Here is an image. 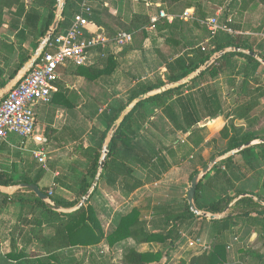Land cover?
Masks as SVG:
<instances>
[{"label":"trees","instance_id":"trees-1","mask_svg":"<svg viewBox=\"0 0 264 264\" xmlns=\"http://www.w3.org/2000/svg\"><path fill=\"white\" fill-rule=\"evenodd\" d=\"M161 1L167 3V6L170 7L169 11L172 13H176L179 3H182L179 8L181 11L194 9L196 20L192 24L196 28H200L199 22L205 20L206 15L201 0L195 3L188 0ZM256 1L264 6V0H232L230 6L237 9L241 14L247 10L251 3ZM19 3L20 0H0V22L4 9ZM79 4L80 0H65L63 16L55 35L69 27L72 16L80 10ZM55 6L56 0H52L48 5V15L43 20L36 9H31L26 14L25 23L34 32H39V38L43 37L51 25ZM99 15H101L99 12L92 11L90 15L86 16V19L88 22L102 26L98 20ZM40 22L42 23L41 27ZM148 24L149 19L146 16L138 15L131 18L128 24H121L120 28L127 32L141 29V34L145 37L143 28L147 27ZM162 25L163 28H167L166 22ZM232 26V23L228 25L232 31H235ZM156 28L160 30L161 25ZM254 46V41L248 42V39L242 35H231L220 31L213 37H209L205 46L198 47L193 52L187 65L183 60H178L172 64L166 62V71L162 78H157L155 83L136 84L129 91L125 102L116 101L113 105L108 106L98 117L99 125H97L95 138L97 147L85 150L84 162L72 163L67 168V175L71 178V185L68 186V190L74 193L75 199L65 201L55 197L52 191V195L49 197L54 201V204L63 208H71L85 195L96 173L101 143L119 113L133 99L165 84L180 80L205 63L213 53L226 47L252 51L264 60V54L257 51ZM29 58L28 54L22 56L18 68H21ZM105 61H109L108 58ZM259 67L260 65L256 60L245 54L229 53L218 59L188 85L167 91L137 104L125 117L109 144L107 160L98 185L102 181L110 186L117 185L122 196L127 198L142 187L145 182L150 184L158 181L170 168L171 164L163 154L164 150L170 158L176 160V152L171 147L164 149L162 143L145 128L146 124H150L145 111L147 104L161 107L164 116L175 130L184 134L191 131L194 141L191 144L193 148H197L202 144V137L199 138L198 132L192 128L204 119L213 120L223 113L224 103L221 89L215 82L220 77H224L227 78V85L232 89L230 94H235L244 99L230 108L226 117L250 122L249 113L257 104V99L250 96L254 84H258L255 74ZM238 78H241L240 83H237ZM196 82H201L203 86L191 91ZM3 86L4 84L1 83L0 87ZM184 91L189 92L183 96ZM174 96L175 99L171 102ZM248 97L250 98L246 100L245 98ZM167 102L169 104H165ZM232 129L234 127L231 124L222 129L220 137L228 141L225 147L214 151L207 160L199 158L193 167L189 180L215 157L224 155L255 139L264 140V133H254L250 130L240 135L235 132L234 135L230 136ZM211 143L215 144L216 141L213 140ZM259 148L264 150V145L259 146ZM192 152V149L183 152L179 162L184 161ZM239 155L249 157L248 160L250 161L251 149H246ZM233 158L231 157L216 165L201 180L194 196V203L198 210L210 214H223L238 196L244 193L253 195L247 189L235 187L233 182L238 181L235 172L239 168L234 165ZM174 164L179 163L175 161ZM222 167L225 171H222ZM136 171L144 172L146 175L145 182L135 176ZM42 173V171H38L36 177L25 173L18 181L12 180L11 176L6 173H0V186L9 187L18 184L38 186V180ZM55 182L58 183L60 180L56 178ZM98 185L88 202L80 210L68 215L51 211L31 193L17 192L13 196L0 194V211L13 206L19 207L18 221L9 237L8 252L4 254L0 252V264H63L61 258L62 252L65 250L95 247L101 242H106L112 249H120L125 247L127 240H132L137 246L151 245L152 250L139 252L136 249H130L121 256V264H166L165 262L162 263V259L176 248L178 229L193 221H200L211 226L210 249L206 252L194 253L189 258L180 260L177 264H226L225 242L222 243L221 240L235 228H238L235 231L236 234H239L246 227L252 228L264 241V207L259 205V202L264 203V197L258 196L259 202H255L250 197L242 198L234 204V210L231 213H228L221 220L214 221L202 219L192 214L185 198L172 205L153 207L149 219L142 217L139 208H132L125 215L119 216L105 230L91 205L92 198L98 191ZM40 190L48 195V188H40ZM203 190L212 193L214 198L203 200ZM16 231H19L17 237ZM195 238L197 237L193 236V239ZM237 251L240 252V249L238 248ZM245 256H248L250 262L253 261L254 264H264V255L248 250Z\"/></svg>","mask_w":264,"mask_h":264},{"label":"crops","instance_id":"crops-1","mask_svg":"<svg viewBox=\"0 0 264 264\" xmlns=\"http://www.w3.org/2000/svg\"><path fill=\"white\" fill-rule=\"evenodd\" d=\"M51 1L52 0H20V3L18 5L12 4L10 7L8 8L6 7L4 9L0 22V71H1L0 84L2 83L5 85L16 75V73L21 69L18 68V65L20 60L22 59V56L28 54L31 57L34 50L36 49L35 47L36 44L38 45L39 41L41 40V38H39L38 36L39 32L38 33L34 32L32 28L25 23L26 14L31 9H36L40 13L43 20L48 15V5L51 3ZM90 4L91 6L93 4L92 8ZM88 5L91 8V12L96 11L101 14L99 15L100 17L98 18V20L102 24V26H98V24L94 22H90V25L88 26V30L90 32L102 33L105 36L111 38L119 32H127L121 30L120 28L121 24H128L129 20L134 16L143 15L149 19L148 26L143 28L145 32V37L142 36L141 29L134 32H127L132 34L131 44L123 48H118L117 46L111 45L104 50V57H101L100 56L101 54L98 53L92 54L89 58V61L84 66L75 67L73 65H66L60 67L57 70V79L54 84V90L51 93V101L48 104L37 105L35 106L34 109L36 115V129L34 136L40 138L41 141L39 142V144L37 145L36 142L25 141L12 136L9 137L5 143L0 145V173H4V174L6 173L10 175L12 180L14 181H18L23 175H25V173H27V175H30L32 177H36L37 172L42 171L43 173L38 180V186L40 188H46V187H42L40 183L44 181L43 177L45 175V171H48L47 162L51 161V157L48 158L47 155L53 154L54 158H61L64 155L63 151L68 150V148L71 147L72 145H75V143L81 141H83V143H87L89 141L88 143L91 144L88 145L87 147L83 148L79 146L77 148L78 152H80L79 157H77L75 154L72 155L70 163L84 162L85 150L88 148L95 149L97 147L95 138H96V129H98L97 125H99L98 117L108 107V106L106 107L105 105L106 108L105 107L99 108V102L101 101V99L103 98L105 99V95H106V88L100 85L99 79L103 78L111 86L114 85V83L116 82V80L114 81L115 77L121 75L120 73L121 69L123 70L125 69V67L124 68L122 67L123 64H127L128 66H131V64H133L132 62L133 60L135 59L141 60L140 56L144 54L143 51H145L146 44L150 39L149 34H155V36L159 40L163 41V39H165V41H167L168 43H171L174 46H176L177 44L179 45V42L173 41L169 36L172 33L178 35L181 30V27L187 26L196 31L200 29L203 30L206 29V28L204 29L203 21L199 22L200 28H196L195 26H193L192 22L196 20L194 9L192 8L185 9L190 11L191 19L188 21H184L181 20L180 17L182 16L185 10L181 11V13H172L169 11L170 7L167 6V3H162L161 0H157L156 3H154V1L151 0H88ZM150 5H154L156 9L154 14L148 11ZM160 11L165 12L168 16L172 17L173 20L171 22H168L165 19H158L155 23L152 24L151 20L157 17ZM215 16L219 17V13H217ZM206 19L207 18L205 17V20ZM224 19H226V17H224L222 21ZM164 22L167 23V28H163L164 26L162 24ZM41 25L42 23L40 22V27ZM158 25L159 26L161 25L160 30L156 28ZM234 32L235 34H238L236 31ZM176 35L174 36L175 39H176ZM238 35L241 34L239 33ZM209 37L210 35L208 33V37L204 38L202 42L194 48L193 51L190 50L188 53H186V51L183 49L180 52L177 51L174 52V54H170L168 48L161 49L160 52L162 55L166 56L165 54H167V56L172 55V57L169 59H167V56L163 57L164 61L163 63L161 62L162 64L160 67H158V71L154 73H149L146 76L141 77L137 80H133L132 81L133 85L131 88H133L138 83L142 84L143 81L145 80L149 81V83H155L157 78H162L166 71V67H165L166 62L168 64H172L178 60H183L187 65L190 62L189 59L190 56L193 55V52L198 47L205 46V44L209 40ZM161 47H163V45H161ZM160 56L161 55H159L158 57ZM107 58L109 61H105ZM138 66L139 67L142 66L144 69L148 68V65L146 63ZM135 67L136 65L134 67H129V68L130 70L131 69L134 70ZM263 70L264 69L261 66L257 69L255 77L258 79V84L256 85L254 84V88L250 96L254 99H257V104L249 113L250 116L249 121L251 123L238 118L226 117L227 111L230 108L234 107L236 103H238L240 100H244V99L242 97L239 98L235 94L232 93L230 94V91L232 89L227 85V78L220 77L218 80H216L215 83L221 89L222 101L224 103L223 105L224 110L220 116L214 118L213 120L204 119L192 128L193 130L198 132L199 138L202 137V142H201L202 144L199 145L197 148H193V145L191 144L194 143L192 139L193 135L191 131H188L187 133L184 134L180 131L175 130L173 126L170 124V122L164 116L162 108L154 107V114L149 117L150 124H146L145 128L148 129V127H150L151 129V126L154 125L153 121H151L152 117L154 119L161 118L160 120L162 123H164V125L170 126L171 129L174 132H176L177 135H180L179 136L180 143L185 144V147L178 149V151H176V149L171 147L176 152V160L165 156L170 164L171 162L169 161V159L173 160V164H171L170 168L161 176V178L158 181L154 183L147 184V182H145L144 179H141L142 181L145 182V184L139 189H137L135 192L130 194V196L127 198L122 196L117 185L110 186L103 181L99 183L98 191L93 196L91 201L93 203V204L91 203V205L94 207L97 216L99 214V210L101 207L98 204L100 203L101 194H103L102 191H104V190H101V192L99 191L102 183H104L105 187H107V189H109L112 193H115L118 196L120 195L122 199H126L124 200V202L126 203L129 200L134 199V196H136L137 193L141 192V190H146L144 191V193H147V189H146L147 185L155 184V186H157L160 184L159 186L161 189L158 190L160 196L159 200L166 201L171 198L170 196L171 194H169V192L173 188L178 189L180 193L183 192L182 187L184 186L183 184L185 180H187L186 172L183 171V162H185V160L190 158L191 160L194 159L196 153L202 150L206 143H211L213 140L216 141V143H219L218 140L215 139L216 135L222 141L221 143L228 142L226 139H222L220 137V132L226 125L231 124L234 127V129L230 131V136L234 135L235 132L240 135L249 130L254 133H259V134L264 133V71ZM123 72H128V71L125 70ZM109 79L111 80L108 81ZM123 80H124L123 76L120 77V81ZM240 81L241 78H238L237 83H240ZM196 84L197 85L199 84L198 87L194 89L192 88L191 91L197 90L203 86L201 82H196L194 85ZM1 88L2 87H0V89ZM188 92L189 91H184L183 96L186 95ZM118 97L119 95H116L115 97L113 96L112 99ZM250 97L245 99L247 100ZM174 99L175 96L171 99V102H173ZM116 101H121V100L118 99ZM165 104H169V103L167 102ZM88 135H92V138H89ZM27 144L29 145L31 144V146L36 147V151L40 148L43 149V152L46 155V163L44 165L39 163L35 159V157H31V155H29L30 153L27 152V146H28ZM73 149L72 152L74 151ZM189 149L193 150L190 156L187 157L184 161L179 162V158L182 156V153L187 152ZM250 149H251L250 161L248 160L249 157H241L239 154L233 156L234 157L233 163L239 168L238 171L235 172L236 174L235 177H238V181L237 182L235 181L233 183L235 187H237L238 183H240L242 179L245 181V183L246 180H249L250 189L248 191L250 193H253V195H249V194L246 195L252 198L255 202H259L257 197L258 196L264 197V150L259 148V146H254L251 147ZM3 153H11V155L12 153H16L18 157V159L14 158L9 161L8 169L1 167L3 165L2 164L3 158L1 156ZM24 153H27L26 154L27 158H24L25 157ZM73 158H76L75 159L76 161H72ZM175 161L176 163L179 164H174ZM18 166H19V171H21L20 173H18L17 171ZM186 170L188 171V174L191 176L192 170H188V169ZM222 171H225L224 167H222ZM58 175H59L58 172L53 174L54 176L53 182H55V179L57 178ZM137 178L140 179V177ZM55 184L57 183L55 182ZM184 192L186 193L187 191L185 190ZM21 193L24 192L21 191ZM185 196L182 199H184ZM211 197L213 196L211 195ZM203 198L205 197L203 196ZM182 199L178 198L177 201L174 202L173 204L181 201ZM260 203L262 202H259V205L263 206ZM158 205H172V204L162 203V204H157L156 206ZM133 208L140 209V207L136 205L133 206ZM233 210H234V204L227 211L224 212L223 218L228 213H231ZM237 229L238 228H235L232 231L235 233ZM232 235H234L233 240L235 241L236 237L239 234L235 233ZM258 238L259 240L257 242L256 248L257 247L259 248V252L257 254L264 255V241L259 235ZM248 243L251 246V242ZM142 246L145 248L144 251H139V250L137 251L146 252L147 246L149 245H139L137 247H142ZM151 248L149 250H152ZM249 250L251 252H254L252 247L251 248L249 247ZM226 262H227L226 264L236 263V262L232 263L227 260ZM238 263L244 264L241 262Z\"/></svg>","mask_w":264,"mask_h":264},{"label":"rangeland","instance_id":"rangeland-1","mask_svg":"<svg viewBox=\"0 0 264 264\" xmlns=\"http://www.w3.org/2000/svg\"><path fill=\"white\" fill-rule=\"evenodd\" d=\"M156 3L157 0H151ZM187 1V0H185ZM192 3L197 2L198 0H188ZM232 0H201L203 5V10L205 12L206 18H213L217 13H219V17L216 18L219 23H221L222 19L224 17L230 18L232 20V27L233 29L239 34H241L243 37L248 39V42H255L254 48L259 51L261 54H264V6L260 5L259 3L253 2L251 3L246 11H243L241 14H239L237 9H233L230 6ZM182 3L178 4V8L176 9V13H181V10H179ZM91 6V4H90ZM93 6V4H92ZM91 6V8H92ZM150 13H155V7L154 5H150L148 8ZM205 28V27H204ZM175 33H172L169 37L173 41H178L179 45L177 44L174 46L171 43H168L165 41V39L159 40L155 34H149L150 39L148 40L146 44L145 51H143V55L140 56L141 60H133V64L131 66H128L127 64H123L122 67L125 69H121L120 73L121 75H118L115 77L114 85H110L107 83L103 78L99 79L100 85L102 87L106 88V95L105 99H101L99 102V108H103L110 105H113L116 100L120 99L122 102H125L127 100L129 91L132 89V81L137 80L141 77L146 76L149 73H154L158 71V67L161 66L163 63V57L166 56L162 55L160 50L168 48L170 51V54H174V52H180L181 50H185L186 53H188L190 50H194L196 46H198L204 38L208 37V33L203 29L200 30H193L190 27L183 26L181 27V30L178 35H176V39L174 38ZM189 34V35H188ZM193 34V35H190ZM163 45V47H161ZM165 46V47H164ZM158 51V52H157ZM169 53V52H168ZM160 57H158L159 55ZM172 55L167 56V59L171 58ZM165 59V58H164ZM162 62V63H161ZM146 63L148 65V68L144 69L142 66L139 67L138 65H142ZM135 67V69H131L129 67ZM128 72H123V71ZM264 71V70H263ZM124 78L123 81H120V77ZM109 79L108 81H110ZM144 84L149 83V81L145 80L143 81ZM199 85V84H198ZM198 85H193L192 88H197ZM114 93V94H113ZM113 94V95H112ZM119 95L118 98L112 99V97ZM105 107V108H106ZM147 107V109H146ZM154 107L151 104H147L145 106V111L148 115V120H150V116L154 114ZM103 110V109H102ZM161 118H151V121H153V124L150 127H148L149 133L153 134L161 143L163 148L167 149V147H173L178 151V149L184 148L185 144L180 143V135H177L176 132H174L170 126L164 125V123L161 122ZM14 136V135H12ZM10 136V137H12ZM16 137V136H14ZM89 138H92V135H88ZM18 138V137H16ZM212 138V137H211ZM215 139L218 140L219 143H206L204 145V148L198 153H196L194 159L191 160L187 159L185 162H183V171L186 172L187 180L184 182L183 192L180 193L178 189H172L169 194H171V198L169 200H159V192L160 190V184L155 186V184L147 185V193H144L146 190H141V192L137 193L136 196H134V199L129 200L127 203L124 202L126 199H122L121 196L112 193L107 187H105V184L102 183L100 186V192L101 190L103 194H101L100 203L98 204L100 207L98 218L101 221L102 227L107 230L109 225L114 223L116 219L119 216L125 215L128 213L133 206L140 207L141 215L142 217H145L146 219H149L151 217V210L153 207H155L157 204L162 203H169L173 204L177 201V199H182L185 196V190L187 191L189 186V174L188 170H193V167L197 164L198 159L201 158L202 160H207L209 156L214 152L218 151L225 147L226 143H221L222 141L219 139V137L216 135ZM89 142V141H88ZM83 143V141L75 143V145H72L68 148V150L63 151V156L61 158H54L53 154L47 155V157H51V161L47 162V169L48 171H45V175L43 177V182L40 183L42 187L50 188L53 191V195L55 197H59L65 201H73L75 199L74 193H71L68 190V186L71 185V178L67 175V168L69 167L71 162L72 155H76L79 157V153L77 148L80 147H87L91 143ZM27 152L30 153L31 157L33 156V152L36 151V147L31 146V144H27ZM74 148V149H73ZM72 149L74 150L72 152ZM76 149V151H75ZM25 157L27 158L26 154L24 153ZM163 154L167 157H169L165 150L163 151ZM81 155V154H80ZM180 155V154H179ZM3 165L2 168L8 169L9 161L11 159H18L16 153H3ZM30 157V158H31ZM53 157V158H52ZM29 158V160H30ZM170 158V157H169ZM76 158H73L72 161H76ZM49 160V159H48ZM78 160V158H77ZM32 161V159H31ZM171 164H173V160H170ZM80 163V162H77ZM182 168V167H181ZM18 173L19 166L17 168ZM58 172L57 178L60 180L57 184L53 182V174ZM136 176L140 177V179H144L145 175L142 171H136ZM242 176V175H240ZM243 181V182H242ZM240 183H238L237 187L242 189H250V183L249 180L245 181L242 179ZM55 184V185H54ZM54 185V186H53ZM170 188V187H168ZM203 191V200H209L213 199L214 197L212 193L209 191L205 192ZM21 192V191H20ZM29 193L27 191H22ZM107 194V195H106ZM92 203V202H91ZM136 203V204H135ZM93 204V203H92ZM108 205V206H107ZM19 216V207L13 206L9 207L8 209L1 210L0 211V252L5 253L9 249V237L14 229V226L16 225L18 221ZM254 216V215H252ZM19 231H16V237L18 235ZM182 234V235H181ZM232 234H235L234 232L230 231L225 235V238H221V242H225V247H230V249L225 250L224 254L226 257V260L229 262H241L244 264H254L250 262L248 259L249 257L245 256L246 251L249 250V247L253 249L255 253L259 252V248H256L257 242L259 240L258 234L252 229V228H244L241 230L239 235L236 237V240H233ZM176 242H175V249L170 251L168 253L167 257H163L162 263L166 264H177L182 259L189 258L194 253H200L198 250L199 248L194 247H188L186 242L189 239H193V236L200 239L201 243L206 245L208 248L210 247L211 242V226L208 224H204L200 221H193L187 226H182L178 229ZM248 242H251V246ZM241 244V245H240ZM151 248V245L147 246V251ZM240 249V252L237 251V249ZM130 249H136L139 251H144V247H137L135 243H133L131 240H128L125 244V247L120 249H112L110 248L106 242H101L99 245L95 247H89V248H73L71 250H65L62 252V258L61 262L63 264H121V256L127 253ZM152 249V248H151ZM210 249V248H209ZM165 252V250H164ZM240 264V263H239Z\"/></svg>","mask_w":264,"mask_h":264},{"label":"built area","instance_id":"built-area-1","mask_svg":"<svg viewBox=\"0 0 264 264\" xmlns=\"http://www.w3.org/2000/svg\"><path fill=\"white\" fill-rule=\"evenodd\" d=\"M79 7L80 10L72 16L69 27L52 37L38 62L19 84L0 100V145L12 135L21 140L39 144L40 138L34 136L36 129L34 109L37 105L48 104L51 101L57 70L60 67L66 65L81 67L89 61L92 54L98 53L104 57V50L111 45L123 48L131 44V33L119 32L109 38L102 33L90 32L88 30L90 22L86 19V16L91 13L88 0H81ZM216 18L218 16L203 21L210 37L220 31L238 35L228 27L232 23L230 18L224 19L221 23ZM158 19H165L168 22L173 20L163 11H160L158 16L151 20L152 24ZM180 19L190 20V11L185 10ZM33 156L42 165L46 163V155L42 148L33 152ZM51 195L52 190L49 189L48 196ZM186 244L188 247L199 248L200 252L209 251V248L197 238L188 239ZM226 249L228 250L230 247H226Z\"/></svg>","mask_w":264,"mask_h":264},{"label":"water","instance_id":"water-1","mask_svg":"<svg viewBox=\"0 0 264 264\" xmlns=\"http://www.w3.org/2000/svg\"><path fill=\"white\" fill-rule=\"evenodd\" d=\"M65 7V0H56V6H55V13L53 17V21L51 25L49 26L48 30L45 32L41 40L39 41L36 49L34 50L32 56L27 60V62L21 67V69L16 73V75L7 82L1 89H0V100L3 99L8 92H10L19 82L23 79V77L33 68V66L38 62V60L41 58L43 53L46 50V47L52 37L57 32V29L59 27V24L61 22L63 12ZM229 53H237V54H245L252 59L256 60L257 63L264 69V60H262L256 53L252 51H246L243 49L235 48V47H226L223 48L211 55V57L203 63L201 66H199L196 70L192 71L185 77L181 78L178 81H175L173 83L165 84L157 89L148 91L142 95H139L135 99H133L117 116L109 130L107 131L104 140L101 143V151L100 156L97 163L96 173L94 176V179L85 193V195L71 208H63L56 206L54 204V201L45 193H43L40 188L33 184H18L14 186H0V194L7 195V196H13L15 193L20 191H28L32 195H34L39 201H41L43 204H45L51 211L55 213H60L64 215L71 214L73 212H76L80 210L90 199L92 194L94 193L95 189L97 188L100 176L102 174L103 168L105 166L107 155H108V147L109 144L114 137L115 133L121 126L122 122L124 121L125 117L129 115V113L135 108V106L145 100H148L154 96L161 95L167 91L178 89L182 86L188 85L192 80L196 79L198 76H200L202 73H204L211 65H213L218 59L225 56ZM264 145L263 139H256L253 141H250L236 149H233L224 155L215 157L212 159L207 165H205L194 177L191 178L189 181V186L186 192L185 201L187 203V206L189 208V211L194 214L197 217H200L202 219H207L209 221L214 220H221L224 216L223 214H210L205 211L198 210L194 203V196L196 192V188L201 182V180L219 163L226 161L227 159L241 153L242 151L249 149L254 146H260ZM249 197L246 194H242L238 196L234 201L227 207L225 211H227L233 204H235L237 201H239L242 198ZM264 206V204L260 203Z\"/></svg>","mask_w":264,"mask_h":264}]
</instances>
